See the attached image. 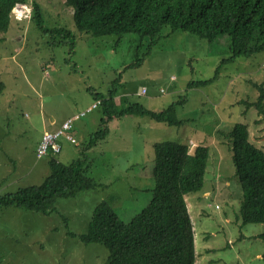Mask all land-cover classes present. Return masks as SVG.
I'll use <instances>...</instances> for the list:
<instances>
[{
	"label": "rangeland",
	"instance_id": "rangeland-1",
	"mask_svg": "<svg viewBox=\"0 0 264 264\" xmlns=\"http://www.w3.org/2000/svg\"><path fill=\"white\" fill-rule=\"evenodd\" d=\"M40 6L38 18L18 23L0 34V195L42 182L47 158L68 165L81 158L104 117L94 94L115 91L118 110L129 104L159 111L176 102L179 126L148 117L125 115L107 119L105 138L85 152L87 176L96 187L58 199L49 215L13 206L0 207V264H103L108 252L100 244H85L71 233L88 232L96 205L106 201L125 223L152 199V145L175 141L208 148L201 191L185 196L193 224L195 264H264V224H243L242 190L233 167L231 146L221 133L237 124L249 131V141L264 152V51L227 61L230 53L221 37L209 43L182 31L163 28L147 52L136 35L95 37L78 32L72 9L64 0H28ZM66 29L68 43L52 45L47 31ZM61 40L60 37H57ZM146 53V54H145ZM143 61L138 67L132 64ZM217 71V73H215ZM212 82L189 88V82ZM3 87V89L1 88ZM2 89V90H1ZM142 89L146 93H142ZM73 122L76 144L59 139L61 151L37 158L34 152L49 121ZM24 177L14 181L22 174ZM45 178V177H44Z\"/></svg>",
	"mask_w": 264,
	"mask_h": 264
},
{
	"label": "trees",
	"instance_id": "trees-1",
	"mask_svg": "<svg viewBox=\"0 0 264 264\" xmlns=\"http://www.w3.org/2000/svg\"><path fill=\"white\" fill-rule=\"evenodd\" d=\"M18 3L31 7L28 19L17 21L13 18L12 10ZM64 3L72 9L78 32L95 37L115 36L116 46L125 35L132 34L138 36L139 47L145 40L149 42V53L163 28L168 27L171 33L186 32L209 43L224 37L230 53L227 61L264 51V0H64ZM11 18L18 23L38 18V26L46 32L41 25L40 6L35 2L0 0V34L8 32ZM47 34L54 39L52 45L68 43L73 47L70 31L56 29L47 31ZM142 61L137 58L132 66L138 67ZM214 78L189 82L188 87L206 85ZM260 90L258 102L254 105L259 108L264 102V92L261 87ZM115 97L112 90L106 96L94 94L96 107L100 106L106 118L99 121L101 128L91 135L87 147L82 149L81 158L65 165L50 157L49 174L42 182L0 195V207L13 206L49 215L55 211L54 204L58 199L94 189L95 182L86 174L90 164L85 152L95 146L98 138L106 137L108 128L105 131L104 126L107 119L135 115L167 126L183 123L176 117V107L184 104V97L159 111L137 103L118 110ZM221 134L230 142L235 175L241 185L242 223L264 224V152L249 141V131L244 124L237 123L228 133ZM152 149L153 188L149 204L125 223L109 203L102 201L93 210L88 232L84 235L71 233L85 244L105 247L108 255L103 264H195L193 224L185 196L199 192L203 187L208 148L196 146L191 152L188 144L160 141L153 143ZM260 238L264 240V234Z\"/></svg>",
	"mask_w": 264,
	"mask_h": 264
},
{
	"label": "built area",
	"instance_id": "built-area-1",
	"mask_svg": "<svg viewBox=\"0 0 264 264\" xmlns=\"http://www.w3.org/2000/svg\"><path fill=\"white\" fill-rule=\"evenodd\" d=\"M31 7L26 4L18 3L14 6L12 10V16L17 21H23L30 17ZM144 93V90H142ZM97 103L88 108L91 111L96 107ZM85 113H80V115L69 118L64 121L55 131H47L43 133L41 142L37 146L36 155L38 158L46 156L48 153L57 154L60 152L61 145L59 143L60 138H64L70 143H76L72 135V123L75 119L84 116Z\"/></svg>",
	"mask_w": 264,
	"mask_h": 264
},
{
	"label": "crops",
	"instance_id": "crops-1",
	"mask_svg": "<svg viewBox=\"0 0 264 264\" xmlns=\"http://www.w3.org/2000/svg\"><path fill=\"white\" fill-rule=\"evenodd\" d=\"M2 89H3V87H2ZM1 89V90H2ZM49 126H50V130H44V132H47V131H55L59 126H56V122H55V119L54 118H51L50 119V121H49ZM72 129H73V126H72ZM43 132V133H44ZM72 134H73V131H72ZM43 135V134H42ZM73 136L75 137V135L73 134ZM67 141V140H66ZM36 151V150H35ZM35 153V155H36V152H34ZM38 158V157H37ZM49 159L50 158H47V162L46 163H43L44 164V170L43 171H41L40 172V177L42 178V179H44V177H46L48 174H49V166H48V161H49ZM29 176V174L28 173H25V174H22V175H20L19 177H17V178H15L14 179V181H12V182H10V183H8L7 185H10V184H13L15 181H17V180H20V179H22V178H26V177H28Z\"/></svg>",
	"mask_w": 264,
	"mask_h": 264
}]
</instances>
